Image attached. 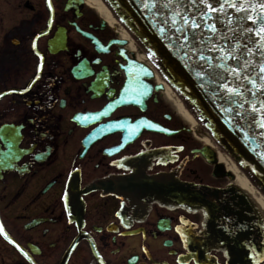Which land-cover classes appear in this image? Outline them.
<instances>
[{"label":"flooded vegetation","instance_id":"flooded-vegetation-1","mask_svg":"<svg viewBox=\"0 0 264 264\" xmlns=\"http://www.w3.org/2000/svg\"><path fill=\"white\" fill-rule=\"evenodd\" d=\"M68 1L0 0V225L15 241L0 234V264H264V221L235 175L153 74L127 78L118 30Z\"/></svg>","mask_w":264,"mask_h":264},{"label":"water","instance_id":"water-1","mask_svg":"<svg viewBox=\"0 0 264 264\" xmlns=\"http://www.w3.org/2000/svg\"><path fill=\"white\" fill-rule=\"evenodd\" d=\"M105 1L135 39L152 54L164 78L194 109L213 140L251 176L264 193V127L260 126L264 123V109L260 108V104L264 103V89L250 83L251 80L259 83V76L264 75L259 70L264 56L260 55L261 49L256 44L259 37L244 30L259 27L258 23L247 19L251 9L237 12L225 7L223 13H210L212 18L205 21L195 14L206 10V6L199 2L193 6L192 0H155L154 6L152 0H112L111 4L109 0ZM76 2L82 4L83 1ZM210 2L215 7L218 0ZM146 3L150 5L147 8L144 7ZM236 3L239 4L240 0H236ZM72 6L69 1L66 10ZM75 7L79 10L78 6ZM174 12H179L181 16L195 15L201 25L214 23L218 31L212 33L206 27L178 31L183 26L179 20L173 25ZM184 34L189 36L187 42L182 40ZM60 45H64V37ZM221 47L238 59H225L219 51L213 50ZM193 48L196 51H192ZM200 56L205 59H200ZM245 64L248 67H244ZM136 65L146 69L142 63L136 62ZM230 67L241 68V75H231L227 70ZM197 73L204 75L197 76ZM225 83L238 88L243 96L228 93L224 88ZM253 106L258 111H253ZM218 168L224 169L222 164ZM167 189L173 196L198 202L201 200L200 194H203L198 187L173 181L167 183ZM1 232L5 236L4 231Z\"/></svg>","mask_w":264,"mask_h":264},{"label":"bare ground","instance_id":"bare-ground-1","mask_svg":"<svg viewBox=\"0 0 264 264\" xmlns=\"http://www.w3.org/2000/svg\"><path fill=\"white\" fill-rule=\"evenodd\" d=\"M84 2L89 8L94 10L102 19H104L109 26L118 30L120 33V39H124L128 42L126 49L135 52L137 60L146 64L154 71L156 82L161 83L164 87L162 93L163 99L171 106L175 113L185 121L187 125H189L195 136L199 137V133L204 134L203 142L216 151L219 162L225 167L226 175L227 170L235 175V186L241 191H244L249 197L250 203L258 210V212L260 211V216L264 221V194L258 188L256 182L211 138L208 130L205 128V124L201 122L186 100L166 82L159 73L155 60L143 48V46L137 43V41L131 36L115 12L105 3V0H84ZM219 170L221 169L219 168Z\"/></svg>","mask_w":264,"mask_h":264},{"label":"snow or ice","instance_id":"snow-or-ice-1","mask_svg":"<svg viewBox=\"0 0 264 264\" xmlns=\"http://www.w3.org/2000/svg\"><path fill=\"white\" fill-rule=\"evenodd\" d=\"M199 2L200 5L206 6V10L199 11L195 15H199L202 17L205 21H208L212 17L210 16V13H215L217 11L223 13L225 10V7L233 8L237 12L241 11H248L251 9V14L247 16V19L252 20L254 23H258V28H248L244 29L247 32L254 33L255 36L259 37V40L256 41V44L259 46V49H261L260 55L264 56V0H255V2H251V0H240V3L237 4L236 0H218V3L215 7H213V4L210 2V0H192L193 6H195ZM109 3H112V0H109ZM155 0H152V5L154 6ZM150 5L146 3L144 5L145 8L149 7ZM49 7H51V3L49 0ZM195 15L189 16L187 14L181 16L179 12H174L172 14L173 19L172 23L175 26L177 23V20H179L182 23L183 29H177L178 31L182 30H198L201 27H206L209 29L212 33H216L218 29L216 28L214 23H205L204 25H201L197 22ZM243 19V17H241ZM194 39H199V37H193ZM189 39V36L187 34L182 35V40L187 42ZM214 51H219L221 56L225 59L227 58H234L238 59V57H235L232 52L225 51L224 48L219 49H213ZM192 51H196V48H193ZM200 59H205L204 56H200ZM223 67V65H221ZM244 67H248L247 64L244 65ZM231 75L239 77L241 75V68H228L227 69ZM259 70L261 73H264V63H261L259 65ZM204 73H197V76H202ZM247 78V77H244ZM250 83L254 87H258L260 89H264V75L259 76V83H257L256 80H251ZM224 88L227 90L228 93L233 95H240L243 96V92H241L238 88L230 86L228 83L224 84ZM2 95V94H0ZM243 107V105H241ZM260 108L264 109V103L260 104ZM253 111H258V109L253 106ZM79 118V117H78ZM98 118V117H94ZM262 119H264V116H262ZM156 127V125H153ZM261 127H264V123L260 125ZM0 231H3L2 225H0ZM5 236H7V233H4ZM15 243V241H13ZM19 247V245H17ZM23 251V249H21ZM27 255V253H25Z\"/></svg>","mask_w":264,"mask_h":264},{"label":"rangeland","instance_id":"rangeland-1","mask_svg":"<svg viewBox=\"0 0 264 264\" xmlns=\"http://www.w3.org/2000/svg\"><path fill=\"white\" fill-rule=\"evenodd\" d=\"M110 7V6H109ZM85 8L86 9H88V10H90V11H92L95 15H96V17H98V18H100L99 17V15L98 14H96V12L94 11V10H92V9H90L87 5H85ZM63 12V11H62ZM99 20V19H98ZM108 30L109 31H111V32H114L116 29L115 28H113V27H108ZM115 36H117L118 35V33L117 34H114ZM136 40V39H135ZM138 43V42H137ZM173 111V110H172ZM178 120H179V122L180 123H185V121H183L179 116H178ZM204 134H202V133H199V138H202L203 140H204V136H203ZM201 143V142H200Z\"/></svg>","mask_w":264,"mask_h":264}]
</instances>
